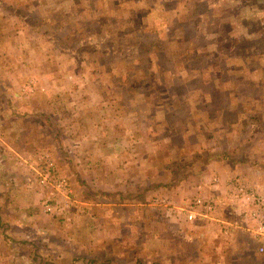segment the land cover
Returning a JSON list of instances; mask_svg holds the SVG:
<instances>
[{"label":"rangeland","instance_id":"rangeland-1","mask_svg":"<svg viewBox=\"0 0 264 264\" xmlns=\"http://www.w3.org/2000/svg\"><path fill=\"white\" fill-rule=\"evenodd\" d=\"M0 117V177L9 171L39 196L0 206V264H54L39 245L40 262L32 248L19 256L23 241H69L95 262L83 264H264V238L240 232L227 245L147 205L153 192L201 182L211 156L238 162L244 185L264 184V0H0ZM41 128L50 132L28 135ZM68 159L83 170L72 184L79 209L46 178L51 161L69 182ZM31 204L29 218L55 227L16 236L10 220Z\"/></svg>","mask_w":264,"mask_h":264},{"label":"crops","instance_id":"crops-1","mask_svg":"<svg viewBox=\"0 0 264 264\" xmlns=\"http://www.w3.org/2000/svg\"><path fill=\"white\" fill-rule=\"evenodd\" d=\"M28 41H29V39H28ZM12 68L14 69L15 67H12ZM2 88L5 89L6 88L5 85H3ZM0 119H3V117H0ZM3 132L5 135L10 136L11 138L13 136H17V137L20 136V134H18L16 130L13 131L14 135L11 132V130L5 129ZM47 132H50V130H48L46 128H41V129L30 130V133L28 135L30 137H34V135L35 136L36 135H47ZM62 134H63V131H62ZM49 135H51V133ZM9 140H10V143L7 141L6 143H4V145L9 150L14 152L15 148L12 144L11 139H9ZM35 142L37 143V141H35ZM1 150H0V158H1ZM224 152H226V151H224ZM8 157H9L8 153L4 151L3 158H2V160H3L2 164H6L7 162H9L10 159H7ZM63 163L66 165H64V167L61 168V173H63L64 175L66 174V176L69 178V184H70V187L72 190V196L75 199L74 203L76 204V205L75 204L74 205L76 206L77 209H79V207L82 206L84 203H82L83 199L80 201L78 199V197L75 195L76 193H75L73 185L77 184L79 175L80 174L83 175V170L75 171V167H77V162L76 161L74 162V160H72V159H68L66 161H63ZM92 163L95 164V167H98L99 165L103 166V163H97L95 161ZM203 163H205V164H203L205 167V171L203 172V177H202L201 182H200V179H196L195 181L189 182L190 179L188 178L186 182L181 184V187L179 190L182 189V192L179 194H176V195H171V196L167 195L166 196V194H164V193L161 194V192H159V191L151 193L150 198L148 199L147 205H148V208L155 207V209H153V208L152 209L158 210L159 212H161L160 217L157 216V219L166 220L169 222H179L178 220H181V219L184 220V218L176 216L178 214V212H176L175 209L177 207H181V206L185 207L190 199H192L196 196H203V197L213 196L214 197L216 195L219 198L222 197L221 192H223V191H221L220 189H217L216 188L217 186H213L212 184H210L211 180L213 178V175L219 173L220 174L219 176L221 177V179H224L226 175H228V177L229 176L234 177L236 175L240 176V174L242 175V173H244V172H242V171H244L243 167L238 162L231 160L228 157H226V159L222 158V160H219V158H213L211 156L209 159H206V160L203 159ZM61 165L63 166L62 163H61ZM127 166L125 168H129V167L132 168V163H130ZM65 167L67 170L65 169ZM7 172H9V171H6L5 173H3L5 176H2V173H1V177H0V202H2V204L0 203L1 208H5L7 206V202H5V201H11V200L19 199L21 197L19 195L21 192L26 191L32 195L34 194L31 189H28V186L23 184V181L19 176L11 177L10 175L7 174ZM109 174L110 173H107V172L100 173L99 179H102L103 182H100L99 179L97 180L99 188H103V190H104L103 192H101V193H103L102 195L104 198H106L107 195L110 197V193H109L110 191L108 189H106V188H109L110 185L109 186L103 185L107 181L112 180L113 176L109 175ZM82 175H80L81 180H83ZM247 179L251 180V181H255L251 177H248ZM145 180H147V179H144V181ZM128 181L130 182V185H132V183H131L132 181L130 179H128ZM258 181L259 180H256V189L258 191H260L259 186L262 185V188L264 189V184H260ZM263 181H264V179H263ZM142 182H143V179H142ZM159 182L160 181H158V183ZM244 182H246V181H244ZM102 185L104 187H102ZM198 186H200V187L198 188ZM17 188H19V190H17ZM20 188H21V190H20ZM26 196H28V195H26ZM114 196L116 197V199L118 198V200H122V196H124V194L116 193V194H114ZM137 197L141 198V196H135L133 199H135ZM38 198H39V196H38ZM38 198L35 195H33V199H38ZM78 201H80V202H78ZM33 205L34 204H31L28 206V208H30V207L32 208L31 210L28 209L27 211L20 212V217L18 219H16L15 217H14V219L11 218L10 221L12 223L10 225V228L15 229L14 230L15 233L17 231L16 236H18L19 234H21V235L31 234L33 232H35V233L32 236H36V235H38V233L41 232V230H45V232H47L46 230L51 229L52 226L55 227L54 223L53 222L51 223L49 221V218L47 216H43V215L41 217L34 216L37 219H35V221H32V222H34V224H32L30 221L33 220L34 217L29 218V215L33 213V210H34ZM112 206H114V205H113V203H110V202L107 204L106 203L100 204V202H99V204H96L94 209H96V207H103V208L107 209V207H112ZM226 209H227L226 210L227 213H226L225 218H226L227 222L229 224H231L229 226L230 231H229L228 236H225L224 234H222L220 232L219 226H217L215 224L205 225L204 222L202 223L200 221L193 222V223L186 222V221L185 222L188 224H191L193 226V228H196L199 225L200 227L205 228L206 231H208L210 233L216 232L217 236L220 239H222L225 242V244L228 243L227 245H229V243H232V241L234 242V238H235L236 234H238L240 232H241L240 235H243V232H249L252 235V233L248 230L249 225L252 226L251 223L244 221L243 218L238 215V213H237L238 209L235 207H232V206L227 207ZM78 212H79V210L76 211L77 215H78ZM18 213H17V216H18ZM6 220L8 221V218ZM40 220L45 222L44 223V229H42V227L40 225V222H41ZM27 223H28V225H27ZM15 237H13V238H15ZM185 241L189 242V241H187V239H185ZM65 243L66 244L62 247H54L52 245H47V244H46L47 246L42 245L41 243L38 244L37 242H32V244H31V243H27L26 241H23V243L21 242V244H20L21 246H20L19 256L25 257V254L29 255L33 249L34 250L33 257L36 258L38 260V262H40V258L43 257V255L41 254V252L38 249V245H39L43 252L45 251V247L49 251V253L46 252L47 260L49 259L50 255L54 256L55 254H57L53 260L54 264L95 263L94 260H90V259L87 260L86 258L85 259L80 258L79 252L75 251V249L78 248V247H74L76 244L72 245V243H70L69 241H65ZM1 246H3V245H1ZM71 246L75 249H73ZM71 248H72V250H71ZM65 256H68V258ZM197 256H199V253H197L195 255V257H197ZM44 263H42V264H44ZM48 264H51V263L49 262Z\"/></svg>","mask_w":264,"mask_h":264},{"label":"built area","instance_id":"built-area-1","mask_svg":"<svg viewBox=\"0 0 264 264\" xmlns=\"http://www.w3.org/2000/svg\"><path fill=\"white\" fill-rule=\"evenodd\" d=\"M45 164H47L46 178L55 181L56 189L63 197L66 207L69 203L74 202L70 184L64 177H55L54 164L51 161ZM210 184L223 191L221 192L222 197L219 198L216 195L214 197L196 196L190 199L185 207H177L175 209L178 212L176 216L182 217L184 221L190 223L200 221L205 225L215 224L219 226L222 234L228 236L231 224L225 218L226 208L240 207L237 210L238 215L252 225H249L248 230L255 237L264 238V189L261 188L258 191L256 188H252L255 185L252 187L244 185L240 176L237 175L234 177L226 175L224 179H221L219 175L215 174ZM42 206L49 214H58V211L62 213L63 210V208L53 205L49 199H43Z\"/></svg>","mask_w":264,"mask_h":264}]
</instances>
